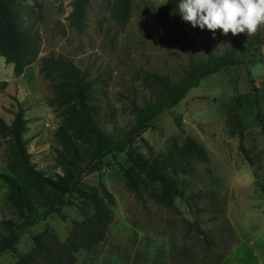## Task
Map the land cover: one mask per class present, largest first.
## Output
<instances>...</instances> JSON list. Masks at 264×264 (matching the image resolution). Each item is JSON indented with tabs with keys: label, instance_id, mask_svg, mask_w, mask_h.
<instances>
[{
	"label": "rangeland",
	"instance_id": "obj_1",
	"mask_svg": "<svg viewBox=\"0 0 264 264\" xmlns=\"http://www.w3.org/2000/svg\"><path fill=\"white\" fill-rule=\"evenodd\" d=\"M17 1L23 25L34 34L39 49L29 64L35 74L37 100L56 114L55 132L62 122V108L56 101L60 77H54L56 71L48 75L42 69L49 58L70 60L87 71L95 116L107 134L119 139L136 121L132 104L154 98L143 83L147 72L179 81L192 60L222 54L237 41L260 43L261 25L251 35L221 34L220 29L213 35L212 30L193 27L182 19L172 20L161 11L167 0H133L124 25L117 15L121 0H90L82 31L68 19L73 0ZM250 71L257 91L244 65L229 67L190 88L128 144V149L151 162L175 161L172 172L185 196L177 197L173 208L155 203L144 184L140 185L143 198L127 187L121 169L127 160L123 151L94 162L93 170L87 167L84 187L91 190L102 183L116 203L102 239L92 248L79 250L75 264H219L249 238L258 241L264 253V135L256 120L258 106L264 111V63L251 65ZM11 97L15 106L16 97ZM45 119L40 118L42 124ZM47 125L41 131L43 138H26V147L31 164L57 178L63 173L55 160L60 144L55 132H45ZM188 136L205 146L207 161L185 156L182 147ZM11 160L6 146L0 152V217L8 215L21 222L13 198L8 197V184L1 177L18 176ZM68 198L70 202L59 208H38L33 213L35 221L23 227L15 248L0 254V264H22V255L36 247L35 236H41L50 247L55 240L64 242L75 221L84 218L81 207L92 210L79 196ZM194 222L213 240L211 244L195 233ZM6 232L0 222V237ZM44 258L46 262L39 264H54Z\"/></svg>",
	"mask_w": 264,
	"mask_h": 264
},
{
	"label": "trees",
	"instance_id": "obj_2",
	"mask_svg": "<svg viewBox=\"0 0 264 264\" xmlns=\"http://www.w3.org/2000/svg\"><path fill=\"white\" fill-rule=\"evenodd\" d=\"M89 1L73 0V9L68 19L77 31H82L85 26ZM132 1L121 0L117 15L122 25L126 24L130 16ZM177 2L178 0H167L161 7V11L174 21L181 20L176 8ZM20 6L17 0H0V53L7 62L14 65L16 75L22 74L39 54L34 34L23 25ZM259 37L260 43L255 46L237 41L222 54L210 53L204 60H192L179 81H174L166 74L147 72L143 76V83L151 89L154 98L141 105L136 102L132 104L136 121L126 135L119 139L107 134L95 116L91 103L92 87L87 80V71L67 59H47L42 69H45L48 75L56 71L54 77H60L56 84V101L62 108V122L55 132L60 144L56 149L55 160L62 166L63 173L53 178L31 164L27 141L22 136L27 123L22 107L16 111L11 124L0 117V135L3 137V140H0V148L6 141L13 158L11 166L18 170V176L2 174L1 177L8 184V197L13 198L16 204L15 213L22 219L17 222L8 215L0 217V222L7 229L6 234L0 237V254L15 248L23 227L35 221L33 213L38 208L44 211L59 208L70 202L69 195H76L92 206L91 212L81 207L84 218L75 221L68 238L64 242L55 240L53 247L46 246L41 236H35L36 247L21 258L22 264H39L42 260L46 262L44 257L54 264H75L79 250L92 248L102 239L113 219L116 203L113 194L102 183L100 187L91 190L84 187L83 176L87 167L93 170L94 165H91L94 162L117 151L127 154L126 163L121 165L127 187L139 198H143L145 195L140 185L144 184L148 196L155 203L173 208L175 199L185 196L183 186L172 172L171 165L174 166L175 161L155 159L151 162L140 153L128 149V144L135 134L148 128L160 113L182 100L190 88L198 86L202 79L229 67L244 65L249 82L257 91L259 88L255 85L250 66L264 63V25H261ZM7 85V81H0V90L5 89ZM256 120L264 135V111L259 106ZM182 149L187 157L200 161L209 159L205 146L190 136L186 138ZM247 157L252 163L253 158L248 154ZM192 227L207 244L212 243L213 240L199 223L194 222Z\"/></svg>",
	"mask_w": 264,
	"mask_h": 264
},
{
	"label": "crops",
	"instance_id": "obj_3",
	"mask_svg": "<svg viewBox=\"0 0 264 264\" xmlns=\"http://www.w3.org/2000/svg\"><path fill=\"white\" fill-rule=\"evenodd\" d=\"M34 70L29 65L25 71L16 75L14 65L6 61L0 53V81H7L5 89L0 90V117L8 124L14 120L17 108H23L24 118L27 120L26 129L22 132L23 138H43L41 134L45 125L47 133L55 132L57 116L43 101L37 100ZM12 95L16 97V105H12ZM45 117V123L40 121ZM3 137L0 135V140ZM27 140V139H26ZM6 147L3 142L0 152ZM219 264H264V253L258 247V241L249 238L241 241Z\"/></svg>",
	"mask_w": 264,
	"mask_h": 264
},
{
	"label": "clouds",
	"instance_id": "obj_4",
	"mask_svg": "<svg viewBox=\"0 0 264 264\" xmlns=\"http://www.w3.org/2000/svg\"><path fill=\"white\" fill-rule=\"evenodd\" d=\"M176 8L182 20L213 35H251L264 25V0H178Z\"/></svg>",
	"mask_w": 264,
	"mask_h": 264
}]
</instances>
